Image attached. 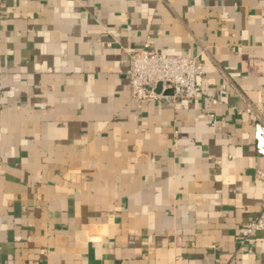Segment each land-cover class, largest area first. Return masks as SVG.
Listing matches in <instances>:
<instances>
[{
    "label": "crops",
    "instance_id": "0c3cea01",
    "mask_svg": "<svg viewBox=\"0 0 264 264\" xmlns=\"http://www.w3.org/2000/svg\"><path fill=\"white\" fill-rule=\"evenodd\" d=\"M146 43L203 96L134 99ZM260 97L264 0H0V264H264Z\"/></svg>",
    "mask_w": 264,
    "mask_h": 264
},
{
    "label": "built area",
    "instance_id": "2783aa9c",
    "mask_svg": "<svg viewBox=\"0 0 264 264\" xmlns=\"http://www.w3.org/2000/svg\"><path fill=\"white\" fill-rule=\"evenodd\" d=\"M130 65L126 72L132 97L138 101H160L170 97L178 99H197L203 96L202 78L205 66L199 56L186 57L168 55L152 48L146 43L140 50L129 51ZM158 84H162V92L156 93ZM173 90L171 95L165 94ZM226 94V91L222 92ZM213 104L220 102L219 98L210 97ZM240 114L252 117L255 129L256 148L258 154L264 156V99L249 102ZM256 176L264 181V169H257ZM264 230V212L249 223L242 225L240 235L245 240L257 231Z\"/></svg>",
    "mask_w": 264,
    "mask_h": 264
},
{
    "label": "water",
    "instance_id": "95a60500",
    "mask_svg": "<svg viewBox=\"0 0 264 264\" xmlns=\"http://www.w3.org/2000/svg\"><path fill=\"white\" fill-rule=\"evenodd\" d=\"M155 92L156 93H161L162 92V84H158V86L155 89ZM172 93H173V90H171V89L165 91V94H167V95H169V94L171 95Z\"/></svg>",
    "mask_w": 264,
    "mask_h": 264
}]
</instances>
